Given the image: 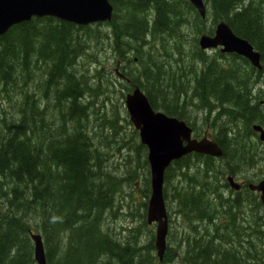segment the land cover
I'll use <instances>...</instances> for the list:
<instances>
[{"label":"trees","instance_id":"obj_1","mask_svg":"<svg viewBox=\"0 0 264 264\" xmlns=\"http://www.w3.org/2000/svg\"><path fill=\"white\" fill-rule=\"evenodd\" d=\"M110 2L109 22L81 26L33 17L0 35V264H36L31 234L41 238L45 264L169 262V251L167 261H158L153 241L139 245L135 228L112 229L105 221L125 177L104 159L92 121L102 116L110 130L120 128L123 103L109 96L118 91L124 98L135 85L155 110L188 124V109H202L222 149L221 169L208 156L189 154L165 171L178 177L174 190L185 186L174 211L186 226L180 247L188 262L182 264H264L260 202L223 198L213 181L239 171V160L253 151L251 126H264L258 100L264 91L255 88L264 81V0H202L205 19L188 0ZM220 21L256 47L261 70L243 58L224 67L199 49L198 36ZM102 50L122 78L102 64ZM132 149L146 170L148 197L146 148L135 143ZM252 153L264 161L263 149ZM123 207L113 216H131Z\"/></svg>","mask_w":264,"mask_h":264},{"label":"water","instance_id":"obj_2","mask_svg":"<svg viewBox=\"0 0 264 264\" xmlns=\"http://www.w3.org/2000/svg\"><path fill=\"white\" fill-rule=\"evenodd\" d=\"M203 17L205 6L202 0H189ZM113 6L110 0H0V35L11 26L28 21L33 17H51L75 25H89L111 20ZM201 49L222 47V52H233L246 58L250 64L261 69L260 55L245 39L235 36L230 28L219 23L215 35H203L198 41ZM124 106L130 122L138 131L139 140L147 149V162L150 173V196L147 205V223H156L154 246L159 260L165 251L167 215L163 200L164 171L173 160L195 152L210 156H221L216 143L206 139H191V128L183 121L168 116L152 108L145 93L135 85L126 94ZM264 141V130L253 125ZM231 187L238 185L231 182ZM254 188L260 192L264 207V178ZM34 244V259L37 264H45L44 250L38 234H31Z\"/></svg>","mask_w":264,"mask_h":264},{"label":"rangeland","instance_id":"obj_3","mask_svg":"<svg viewBox=\"0 0 264 264\" xmlns=\"http://www.w3.org/2000/svg\"><path fill=\"white\" fill-rule=\"evenodd\" d=\"M206 25L207 26L210 25V21H208ZM261 47L264 48V45L262 44ZM106 50L105 51L102 50L103 52L100 51L102 64L105 65L107 70L108 69L116 70V67L114 68L112 66L114 62V60H111L112 55L109 51H106ZM110 99H112V101L115 100L119 105H121L124 100V98L121 97L120 92L118 91L111 93V95L109 96V100ZM108 103L110 106V101ZM193 107L194 106L190 107V109H188V111L186 112V114H188L187 119L189 118L188 122L190 124H193L195 133L200 134V135H202V133H205V135L211 136L213 132L210 129V126L208 127V125H205L202 120V115H204L205 113L201 111L202 109L195 110L196 108H193ZM123 109L126 113L124 104L122 105L121 111L119 113L118 124L121 127L118 129L116 128L115 129L116 131L110 130L108 126L103 124L102 121L104 120L102 116H99V117L95 116L94 120L92 121L93 130L95 132L94 136L96 138V141H98V144L96 145L99 147L104 146L106 149V150L102 149L104 150V153H105L104 159H108L111 162L114 169H117V171H121L118 178L125 177L123 181L121 182L119 192H116L115 194V197L113 199L112 208L110 209L109 213L107 212L105 214V221L108 223V227H111L112 229L114 228V225H115V228L118 229L119 224H122V223H123V226L130 225L129 227L136 229L135 233L138 234L137 235L138 244L147 245L150 241L154 242L156 229H155V224L147 225L145 222V213H146L145 206L146 205L144 206L143 202L147 204V200H148V197L144 196V191H145L144 175L146 173V170L144 167H138V161L136 159V154L132 149L133 144L140 143L138 133H137V130H135L132 123L130 122L129 118H127V120L130 122V124L124 118L127 113L125 114L122 111ZM109 110L116 111V109L112 105L110 106ZM186 114H185V118H186ZM93 115L94 114L91 113V118L94 117ZM240 137L241 136H239V138ZM247 140H248L249 147L253 151L260 150L259 141L255 137H249ZM127 141H128V144H126ZM253 151L249 153V150H247L246 151L247 155L246 153H244L245 159L239 160L238 162L239 167H240L238 171V174L240 172L238 176L239 179L243 177L245 178L248 177L250 178V180H252V182H255L257 181L256 177H264V162L261 161L260 156L252 153ZM253 155H254V158L252 157ZM141 158L143 159V153L141 154ZM128 163L129 164L131 163L133 168H131L128 165ZM140 165L141 163L139 164V166ZM138 171H139V174L134 177L128 175L130 173L134 174L135 172H138ZM200 175H203V172ZM177 181H178L177 176L173 177L172 179V176L169 175L168 178L165 177L164 187H163L165 205L167 209V219H168V233H167V237L165 241L166 248H165V252L163 255V259L165 258L166 260L168 256L169 259L171 260V261L169 260V262L165 264H182V263L188 262L186 259L183 258V253L181 252V247H180V240L182 241V229H184L186 226L183 224L181 217L178 214L176 215L174 213V211L177 209V202L175 200V195L178 193L179 190H181L182 188H185L184 185H181L174 190V186L176 185L178 186ZM211 187H213V185L209 184V188ZM210 191L211 190L206 189L205 193L209 194ZM226 197H227V192H225L223 195V198H226ZM210 199H211L210 201H214L212 198ZM121 203L124 205L123 213L130 212L131 216L127 215L128 213H126L125 218H120L119 216L118 217L113 216L119 212L118 208L121 205ZM125 205L131 208L128 209L126 208ZM262 209L263 208H261V210ZM143 218H144V222H143ZM115 221L119 223L116 224ZM126 234H127V231L125 232V235ZM248 246L249 244L247 245V247ZM153 248L154 249L152 252L156 256V250L154 247V243H153ZM168 251L170 252V255H167L165 257ZM173 255L175 256L173 257Z\"/></svg>","mask_w":264,"mask_h":264},{"label":"flooded vegetation","instance_id":"obj_4","mask_svg":"<svg viewBox=\"0 0 264 264\" xmlns=\"http://www.w3.org/2000/svg\"><path fill=\"white\" fill-rule=\"evenodd\" d=\"M203 19H205V17H203ZM208 21H209V19H208ZM207 21V22H208ZM206 22V23H207ZM228 27H229V25L226 23V22H224ZM208 26H211V25H208ZM230 28V27H229ZM215 30H216V27H215V25H213V30H212V33H208V32H206V33H203V34H205V35H207V36H214L215 35ZM230 30L232 31V33L235 35V36H237V37H240V38H242V39H245V38H243L242 36H240V35H238V34H236L231 28H230ZM249 42V41H248ZM250 43V42H249ZM251 44V46L253 47V49L254 50H256V51H258L257 49H256V47L252 44V43H250ZM221 48L222 47H220V46H217L216 48H208V49H203V50H205V51H202L207 57H209V58H214L215 60H216V62H218V63H220L222 66H226L227 64L228 65H230L232 62H237V63H239V62H241V60H242V58L244 59V60H247V59H245L244 57H242V56H240V55H237L236 53H233V52H222L221 51ZM259 52V51H258ZM259 54H260V52H259ZM248 62V61H247ZM249 63V62H248ZM224 64V65H223ZM250 65V64H249ZM251 66V65H250ZM254 68V67H253ZM256 70H261V69H257L256 68ZM262 86V87H261ZM264 81H260V83H258L257 85H256V90L257 89H260L261 91H264ZM255 90V89H254ZM255 92V91H254ZM264 95L259 99V104L260 105H263L264 106ZM203 120V122H204V124L205 125H208V123H209V121L208 122H206V120H204V119H202ZM188 126L191 128V137L192 138H197V139H201V138H203V137H208L207 135H205V133H202V135H200V134H197V133H195V131H194V127H193V125H190V123L188 124ZM261 128L264 130V126H261ZM252 129V128H251ZM252 131H253V133L251 134V136L250 137H255L258 141H259V144H260V150L261 149H263L264 148V141H261V140H259V136H258V134L256 133V131H254L253 129H252ZM211 136H213V133L211 134ZM212 139H214V138H212ZM215 141V140H214ZM216 142V141H215ZM216 144H217V142H216ZM218 145V144H217ZM219 146V145H218ZM220 147V146H219ZM221 148V147H220ZM257 150V149H256ZM264 150V149H263ZM255 152H257V151H255ZM192 154H194V153H192ZM254 154H256V153H254ZM202 156H205V157H207L208 155H202ZM221 157H222V154H221V156H219V157H212V156H208V158H211L213 161H214V165H213V167L214 168H216V169H221V168H223V165H224V159H223V161H222V159H221ZM262 156H260V158H261ZM263 157H264V154H263ZM223 158V157H222ZM221 160V161H220ZM264 162V161H263ZM261 163V162H260ZM239 174H240V172H239ZM239 174H238V172L237 171H226L225 172V174L223 175V176H220L219 175V177H214L213 178V181H216V180H219V182L217 183V185L219 186V184L221 185V188H222V190L224 191V192H227V194H228V197H232V195H236V194H239V200H241V199H244V200H246V199H248V198H251V197H253V198H255L254 199V201H259L260 202V200H259V193L255 190V189H252L253 188V186L255 185V184H257L258 182H260L264 177H256L257 178V181H255V182H252V180H250V178H248V177H243V178H241V179H239ZM228 177H230L231 178V182L232 183H237V185H238V188L236 189V190H234V189H232V187H231V183L229 182V180H228ZM239 179V180H238ZM223 183H225L226 184V187H223ZM223 193V192H222ZM245 197V198H244ZM234 198V197H233ZM261 204V203H260Z\"/></svg>","mask_w":264,"mask_h":264},{"label":"bare ground","instance_id":"obj_5","mask_svg":"<svg viewBox=\"0 0 264 264\" xmlns=\"http://www.w3.org/2000/svg\"><path fill=\"white\" fill-rule=\"evenodd\" d=\"M8 29H9V28H8ZM8 29H7V30H8ZM7 30H6V31H7ZM6 31H5V32H6ZM5 32H4V33H5ZM247 68H248V67H247ZM117 76L120 78L122 75L119 73V74H117ZM121 78H122V77H121ZM259 81H260V80H259ZM258 83H259V82H258ZM261 87H262V86H261ZM263 87H264V86H263ZM257 90H258V89H257ZM260 97H261V96H260ZM258 100H259V99H258ZM254 101H255V100H254ZM200 130H201V129H200ZM251 131H252V130H251ZM255 142H256V141H255ZM225 143H226V141H225ZM252 147H253V146H252ZM193 167H194V166H193ZM147 176H148V175H147ZM217 188H218V186H217ZM165 189H167V188H165ZM218 190H219V189H218ZM221 191H222V189H221ZM167 192H168V191H167ZM223 192H224V191H223ZM221 193H222V192H221ZM228 194H229V193H228ZM228 194H227V195H228ZM165 196H166V195H165ZM214 196H215V195H214ZM244 198H245V197H244ZM241 200H242V199H241ZM221 205H222V204H221ZM219 207H220V206H219ZM144 208H145V207H144ZM257 210H258V209H257ZM259 212H260V211H259ZM262 212H263V211H262ZM262 212H261V213H262ZM263 214H264V213H263ZM262 217H263V216H262ZM211 232H212V231H211ZM255 235H256V234H255ZM254 242H255V241H254Z\"/></svg>","mask_w":264,"mask_h":264}]
</instances>
